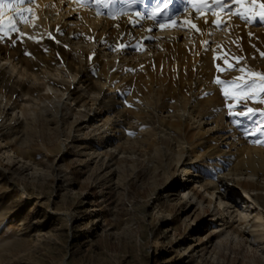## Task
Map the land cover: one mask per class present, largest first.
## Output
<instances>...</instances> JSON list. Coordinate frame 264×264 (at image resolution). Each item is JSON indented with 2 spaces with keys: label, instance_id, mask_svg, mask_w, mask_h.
Wrapping results in <instances>:
<instances>
[{
  "label": "rangeland",
  "instance_id": "rangeland-1",
  "mask_svg": "<svg viewBox=\"0 0 264 264\" xmlns=\"http://www.w3.org/2000/svg\"><path fill=\"white\" fill-rule=\"evenodd\" d=\"M56 1L43 0L39 18L27 15L25 28L0 7V46H24L49 68L78 57L63 40L49 45V32L95 44L94 52L77 47L83 59L68 86L72 99L41 90L39 107L20 108L12 118L13 110L0 108V264H264V239L255 242L244 231L250 199L243 192L264 205V0H194L192 14L183 0ZM151 22L179 26L185 44L180 34L178 43L157 48L144 40L141 48L136 29ZM31 31L44 38L30 41ZM112 53L129 61L104 59ZM78 80L87 92L77 89ZM101 90L117 94L111 113L127 117L123 128L113 127L124 138L113 137L107 148L84 121L92 104L106 117V101L92 100ZM16 91L3 93L16 100ZM217 110L250 129L229 124L207 132V124L197 129L177 117L185 111L218 123ZM232 132L238 147L225 144ZM191 156L206 176L215 172L207 166L219 164L226 174L243 171V158L253 161L245 168L259 180L241 179L215 197L192 180L187 185L201 204L178 198L165 188L180 179L176 160L189 163ZM220 218L225 235L216 227Z\"/></svg>",
  "mask_w": 264,
  "mask_h": 264
},
{
  "label": "bare ground",
  "instance_id": "bare-ground-1",
  "mask_svg": "<svg viewBox=\"0 0 264 264\" xmlns=\"http://www.w3.org/2000/svg\"><path fill=\"white\" fill-rule=\"evenodd\" d=\"M9 1L11 4L6 3L4 0L1 1L0 7L5 8V12L9 14V17L11 16L12 19H15V21L20 22L22 27L25 28L27 26V24L23 21V20H27V15H30V20H29L30 22H33L34 20H37L39 18V12L43 0H34L27 2H25L26 0H24V3L22 4L19 3V0H9ZM45 1L51 4L54 3L56 0H45ZM183 1L187 6V10L190 11L189 13L192 14V11L194 9L191 6L194 5L195 1L194 0H183ZM17 13H19V15ZM189 13H187V15H190ZM193 15L194 17H196L199 16V13H195ZM187 30H188L187 33L189 32L191 35V31L189 29ZM181 31L182 30L179 28V26L161 28L160 26L155 25L153 22L148 24L147 27L144 29H141V27L136 29V33L139 36L138 44L139 46H141V48H143L144 46V44H142V41L144 40L147 42L152 41L154 43V46H156L157 48H161L164 43L177 42L178 41L177 36L180 34H182L180 37L183 41L181 40L182 43L179 44H185L183 42L185 38L188 37L187 36L188 34L185 33L183 34ZM222 31L224 32V30ZM23 32L26 33V31ZM49 34L52 38V40L49 39L46 40V42H48L49 45L58 44L61 42V40H63L67 46L68 44L72 45L74 53L78 55V57L73 58L74 62L65 61L62 66H54L53 68L51 67L49 68V66L46 64L47 60H45L44 58L41 59V57H38L37 60H34L32 57H28L26 55L24 46H19L18 48H15L12 51H8L0 46V108L4 109L8 107V109L13 110L12 113L10 114L11 118L15 114L20 115V108L39 107L41 105V102H43V100H41V93H42L41 90L52 92L54 97H57L54 93L61 90L63 91L64 94L67 95L66 100L72 99V95L70 90H68L69 89L68 86H70L72 81L75 80L76 72L79 70L78 66H76L75 64H79V62L83 59V54H81L77 50V47L81 46V48H84L90 52L95 51V47H94L95 44L93 42H87L81 39L73 41L71 40L70 37H65L64 39H60L59 37H57V35L53 34L52 32L51 33L49 32ZM36 37L43 39L44 33H40L39 31L37 33L32 32L28 36V39L30 41H34ZM192 38L194 39L195 35H193ZM145 45L148 44L145 43ZM115 55L116 54L114 53L109 55L105 54L104 59L107 60L106 58H108V56L110 57L112 56L111 59H114V61L119 60L120 64L129 61L128 57L125 55L121 58ZM46 56L49 55L46 53ZM49 57H53V56H49ZM109 66L110 65H108V67ZM85 79L84 81L88 80ZM77 82H78L77 89H79L83 93L87 92L86 87L83 85V83H80L79 80ZM6 89H11L13 92H15V90L17 89L18 92L17 91L16 92L20 95V98H17L16 100H9L8 98H6V96L3 93V91ZM28 90L32 91V96L29 98L27 97L28 94L26 93ZM102 99L107 103L105 104V107L103 109V111L106 110V114H107L106 117L101 119L100 118L101 117L100 115H102L101 111L97 109L98 108L97 105L95 108H93L92 106L94 104H92L91 107H89V110L90 112H92V115L86 116L84 121H85V127L91 128L92 138L95 140L99 139L100 142L104 143L106 147L112 145L111 140L113 137L119 140L124 138V132H122L121 130L115 131L113 127L114 125H117L119 122L120 127L123 128V126L126 124L127 117L124 114L113 115L111 113V110L117 108L120 102L119 97L117 96L116 93L101 90L99 92L98 97L92 98L94 102H98V103L102 102ZM54 103H57L59 105L64 104L62 98L55 99ZM110 103L113 104L112 107L111 105L109 106ZM216 112H217L216 115L218 116V123H213L212 120L206 121L205 119H203L201 115H196V116L189 115L188 113H185V111L178 113L177 117L179 121H184V120L189 121L190 124L193 127H196L197 129H203L205 124H207L208 128L205 130L207 132H211L212 130L214 131L226 130L229 124L232 125V127L239 129V131L240 130L246 131L250 129V124L247 121H243L241 119H235L232 116L227 115L222 110H217ZM121 117H123V119H120ZM91 125H93V127ZM11 127L12 126L9 123L5 125L3 129L5 131H8L11 129ZM224 140H225V144H229L234 147H238L239 145L238 137L233 132L226 135L224 137ZM219 151L221 150L219 149ZM93 152L95 151L92 150L89 152V154ZM176 153L177 152L174 151L171 157L176 158ZM209 155L210 153H204L202 156H205V158H207ZM196 157L198 156H191V161L189 163L184 162V159L176 160L175 170L180 171V179L178 183H176L174 179H171V182L166 186L165 189L169 192L175 191V194L178 198H187L188 200H192V201L195 200V203L199 205L201 204V202L196 199L194 193L189 189L187 185L192 180L200 182V184L204 185L209 190L208 195H210L211 197H215L217 194L221 196L227 195L229 189L232 186H237L241 179H251L257 181L259 180V177L256 174V172L249 171L245 168L246 166H248L251 167L252 169V166L253 165L255 166L254 164L255 162L253 161L252 163L251 162L248 163V161H246L243 158V161L240 163V166L242 167L243 171L240 170L238 172H226V174L225 172H223L219 164L215 165L214 169H212L210 166H207L208 171H215V172H213V174L211 175L206 176L204 172L198 170L199 167L201 166L199 165V162ZM243 192L245 196L250 199L249 204L247 205V210L250 218H248L247 225L245 226L244 231L250 237L251 240L255 242L258 241L259 243V240L264 239V205L261 204L257 196L254 195V193H251L246 189H243ZM244 217L246 216H243V218ZM218 220L220 224L217 225L216 227H221L219 234L225 235L228 232V229L225 226L227 221L225 218H220Z\"/></svg>",
  "mask_w": 264,
  "mask_h": 264
},
{
  "label": "snow or ice",
  "instance_id": "snow-or-ice-1",
  "mask_svg": "<svg viewBox=\"0 0 264 264\" xmlns=\"http://www.w3.org/2000/svg\"><path fill=\"white\" fill-rule=\"evenodd\" d=\"M19 3H21V4L24 3V0H19ZM17 14L19 15V13H17ZM242 18L247 19L246 17H242ZM261 20L264 21V14L261 15ZM193 27H195V25H193ZM260 79H261L262 83H264V77H261ZM254 86H255L254 81L248 82L246 84V87H248V88H252ZM249 112H252V110L249 109ZM241 114H243V113H241Z\"/></svg>",
  "mask_w": 264,
  "mask_h": 264
},
{
  "label": "built area",
  "instance_id": "built-area-1",
  "mask_svg": "<svg viewBox=\"0 0 264 264\" xmlns=\"http://www.w3.org/2000/svg\"><path fill=\"white\" fill-rule=\"evenodd\" d=\"M142 20L145 21V22H148L150 20L149 15H144Z\"/></svg>",
  "mask_w": 264,
  "mask_h": 264
}]
</instances>
